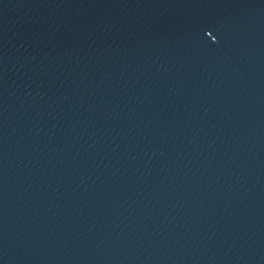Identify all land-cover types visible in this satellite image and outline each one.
<instances>
[{"label": "water", "instance_id": "water-1", "mask_svg": "<svg viewBox=\"0 0 264 264\" xmlns=\"http://www.w3.org/2000/svg\"><path fill=\"white\" fill-rule=\"evenodd\" d=\"M0 264H264V0H0Z\"/></svg>", "mask_w": 264, "mask_h": 264}]
</instances>
